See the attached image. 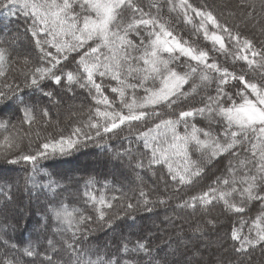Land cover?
Returning a JSON list of instances; mask_svg holds the SVG:
<instances>
[{"label": "snow or ice", "instance_id": "1", "mask_svg": "<svg viewBox=\"0 0 264 264\" xmlns=\"http://www.w3.org/2000/svg\"><path fill=\"white\" fill-rule=\"evenodd\" d=\"M172 14L177 21L182 18L184 25H191L196 33H202L211 49L178 37ZM229 15L235 16V13ZM241 15L246 21L264 20V0H241ZM21 16L31 21L26 32L31 34L40 60L38 66L22 72L24 87L42 91L40 82L44 80L67 87L69 91L78 86L88 91L93 105L87 110L88 119L82 127L73 126L65 135L57 121L53 132L42 136L36 131L35 141L31 131L20 136L9 131L10 119H0V133H3L0 135V172L23 164L27 173L26 187L31 185L54 192L60 187L58 180L49 179L44 184L37 181L41 173L51 176L40 167L41 160L70 157L81 148H87L90 141L112 152L108 139L124 127L131 132L136 124L152 118V126L137 131L135 138L142 142L145 154H150L147 166L166 169V176H161L166 188L168 181L177 186V190L190 186L205 172L206 164L228 157L223 175L216 176L206 190L181 200L176 207L195 211L197 206L207 210L210 206L222 205L224 213L236 217L227 235L231 241L229 247L240 264L245 258L250 264L252 253L258 248L264 255V41L257 45L254 39L234 31L226 20L222 22L207 5L197 7L190 0H0V18H3L0 22L12 23V18L19 20ZM259 31L264 34V25ZM15 39L17 37L10 42L14 43ZM2 43L5 41L0 39ZM210 52L219 53L226 60L230 58L233 65L242 62L240 71L222 66ZM9 55L6 47H0V77L6 75ZM70 58L75 70L61 67ZM176 61L185 63L187 70L173 67ZM24 62L29 63L27 58ZM105 80L116 82L109 90L116 95L119 107L105 94ZM213 84L215 94H206L201 97L199 106L194 105L192 101L201 90L206 92ZM228 86L235 91H229ZM5 88L6 91H0V112L10 104L20 105L23 123L31 128L34 108L19 94V86L13 89L11 84H6ZM138 89L145 93L140 99L135 95ZM129 90L133 93L131 99ZM44 95L53 94L45 92ZM163 108L172 115L161 118ZM42 115L50 117L47 109ZM76 115L71 113V117ZM197 117L206 120L207 126L191 122ZM181 125L183 133L179 131ZM193 152L199 153L201 159H193ZM131 155V148L112 152L114 159L131 158ZM135 166L145 167L142 159ZM94 183L90 178L85 188ZM7 187L10 189L11 184ZM4 188L5 185H0V194L11 200L10 191ZM84 196L85 204L95 210L101 221L106 217L104 209H111L112 201L119 199L113 195L109 200L103 192L97 196L87 190ZM167 203L163 197L153 200L141 188L135 202L128 197L125 214L138 207L152 213L156 204ZM253 204L258 205L257 214L246 216ZM49 219L55 225L54 234L71 233V238L62 237V247L49 238L43 252L31 243L21 250L27 257L39 256L40 264H165L159 257L160 249L151 246L150 236L134 242L125 239L111 255L85 248L80 237L88 231L86 226L93 217L82 209L69 210L63 203L50 205L41 227L46 228ZM208 223L215 226L216 221L210 219ZM193 231L202 229L198 226ZM0 240L5 247H18L3 237ZM181 243L187 245L188 241ZM61 251L64 256L57 259ZM171 251L175 253V249ZM200 255L198 250L192 252L187 258L189 264ZM0 264H21V261L19 257L14 260L5 255L0 257ZM217 264L224 262L218 260Z\"/></svg>", "mask_w": 264, "mask_h": 264}, {"label": "trees", "instance_id": "2", "mask_svg": "<svg viewBox=\"0 0 264 264\" xmlns=\"http://www.w3.org/2000/svg\"><path fill=\"white\" fill-rule=\"evenodd\" d=\"M190 2L197 7L207 5L222 22L226 20L234 31H240L243 35L254 39L257 45L260 41H264V34L259 31L260 26L264 25V20H260L259 23L256 20L246 21L241 15V0H190ZM229 13H235V16ZM172 18L175 34L178 37L188 40L195 46L211 49V44L203 40L202 33H196L191 25H184L182 18L177 21L175 14H172ZM12 21V23L0 22V39L5 41L0 44V47H6L10 54L6 75L0 77V91L7 90L6 84H11L13 89L19 86V94L24 97L29 106L34 108L35 120L31 128L23 123V112L20 111L21 106L17 104H10L4 108L0 112V119H10L9 131H15L20 136L31 131L33 141L36 139L34 135L36 131H40L42 136L47 132H53L57 121H59V127L64 129L65 135L71 131L73 126L82 127L83 122L88 119L87 110L93 105V100L86 89L73 86V89L69 91L67 87L56 85L51 80L40 82L42 91L34 87H24L25 76L22 72L40 64L39 52L34 46L31 34L26 32L30 24L29 20L21 16L19 20L12 18ZM6 23L7 31L4 30ZM235 25H239V28H235ZM13 37L17 39L11 43ZM210 55L217 58L222 66L240 71L242 62L233 65L230 58L226 60L219 53L210 52ZM25 58L28 59V64H25ZM61 67L65 70H75L76 66L70 58ZM173 67H177L179 71L187 70L186 64L181 61H176ZM104 85L105 94L115 100L116 106L119 107L116 95L109 90L110 87L116 86V82L105 80ZM149 86H152L151 82ZM228 90L235 91L231 86H228ZM45 92H52L53 95L46 96ZM206 94H215V84L206 92L202 89L200 95L196 96L192 103L199 106L201 97ZM132 95V90H129V99ZM135 95L140 99L145 93L143 89H138ZM44 109L48 110L50 117H43ZM160 111L163 113L161 118L172 115L166 108ZM73 112L77 113L75 117H71ZM191 122L200 127L207 126V121L199 117ZM153 123L154 120L149 118L146 123L136 124L131 132L124 127L116 136L107 140V145L111 147L112 152H122L124 149L131 148V158L124 156L122 159H114L112 152L104 151L90 141L87 148H81L70 157L58 156L55 159L41 160L40 167L46 169L51 176H44L41 173L37 176V181L44 184L49 179L58 180L60 187L54 192L44 188H32L31 185L26 187L27 173L23 164L14 166V170L0 172V185H5L4 190L10 191L11 195V200H9L0 194V237L18 246L17 249L10 246L5 247L3 241L0 240V257L6 255L14 260L19 257L21 264H40L39 256L27 257L21 250L31 243L38 251L43 252L48 246L49 238L62 247V237L70 239L71 233L54 234L55 225L51 219L48 220L46 228L41 225L45 223L44 214L48 207L50 205L59 206L63 203L69 207V210L82 209L87 215L93 217L92 222L86 226L88 231L80 237V242L85 248L99 249L111 255L117 251L125 239L134 242L138 238L150 236L151 246L160 249L159 257L165 261V264H189L188 256L197 250L201 255L194 257L192 264H217L218 260H222L224 264H229V261L232 264H240L237 256L229 247L231 241L227 235L236 217L224 213L222 205H213L207 210L197 206L195 211L176 207L181 200L206 190L216 176L223 175L228 157H220L206 164L205 172L192 185L183 186L177 190V186L168 181L166 188L165 180L161 179L162 175L166 176V169L161 166L149 168L147 165L150 154H145L142 142L136 141L135 138L137 131L151 127ZM213 127L215 128L216 125L213 124ZM179 131L184 132L183 125L179 127ZM24 148L27 151V138L24 139ZM192 156L193 159H201L199 153L193 152ZM141 159L145 167L137 168L135 165ZM27 168L28 171L31 170L30 165ZM90 178L94 179L95 183L86 189L85 184ZM7 184H11L10 189ZM141 188L147 191L153 200L163 197L168 203L166 205L156 204L152 213L138 207L125 214L128 197H132L135 202ZM86 190L97 196L103 192L109 200L113 195L119 197L112 201L111 209H104L106 217L103 221L97 218V213L90 205L85 204L84 192ZM249 207L250 211L245 215L254 217L258 212V205L253 204ZM165 217L169 220H165ZM210 219L216 221L215 226L208 223ZM198 226L202 231L194 232L193 230ZM182 240L188 241L187 245L181 243ZM172 249H175V253L171 251ZM62 256H64V251L59 252L56 258L59 259ZM243 264H249V261L245 258ZM250 264H264V255L261 254L259 248L252 253Z\"/></svg>", "mask_w": 264, "mask_h": 264}, {"label": "bare ground", "instance_id": "3", "mask_svg": "<svg viewBox=\"0 0 264 264\" xmlns=\"http://www.w3.org/2000/svg\"><path fill=\"white\" fill-rule=\"evenodd\" d=\"M28 22H29V23H31V21H30V20H29ZM172 22H173V18H172ZM203 40H204V39H203Z\"/></svg>", "mask_w": 264, "mask_h": 264}, {"label": "rangeland", "instance_id": "4", "mask_svg": "<svg viewBox=\"0 0 264 264\" xmlns=\"http://www.w3.org/2000/svg\"><path fill=\"white\" fill-rule=\"evenodd\" d=\"M24 135V134H23Z\"/></svg>", "mask_w": 264, "mask_h": 264}]
</instances>
